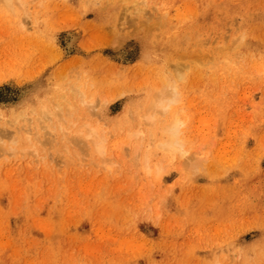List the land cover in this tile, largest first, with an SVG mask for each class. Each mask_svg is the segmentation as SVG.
<instances>
[{"label": "rangeland", "instance_id": "obj_1", "mask_svg": "<svg viewBox=\"0 0 264 264\" xmlns=\"http://www.w3.org/2000/svg\"><path fill=\"white\" fill-rule=\"evenodd\" d=\"M0 264H264V0H0Z\"/></svg>", "mask_w": 264, "mask_h": 264}, {"label": "bare ground", "instance_id": "obj_2", "mask_svg": "<svg viewBox=\"0 0 264 264\" xmlns=\"http://www.w3.org/2000/svg\"><path fill=\"white\" fill-rule=\"evenodd\" d=\"M7 3L10 4L11 0H7ZM72 42H73V37L71 34H68L66 44H65L66 45V51L70 50ZM67 48L69 50H67ZM161 85L162 86L158 89V95L155 98L153 107L155 108V113L159 112L162 115L170 114L172 118H170L171 120L169 122L167 121L168 122L167 125L162 126V128L160 129L162 131V133L164 134V137H163V139H161L159 141L158 145L160 148L168 149V150L173 151L174 153L177 152L181 156H185L186 154H188V149L185 148V142L181 139V134L183 133V129L181 132V126L184 124L181 121V119L177 116V113L175 111L173 112V109H174L173 107L178 102V94L175 92L173 85L170 84L168 81H163ZM167 88H170V91L168 93L166 92ZM74 91L81 97L80 102L82 104H84V102H85V100L83 99L85 97L84 92L77 89V88H75ZM75 95L76 94H74V96ZM69 106H71V105H69ZM61 107L63 108L64 106L62 105ZM170 115H168V116H170ZM143 117L147 118V119H154L155 115L149 114V115H144ZM147 119H146V122H147ZM166 120H168V117ZM76 134H77V132H76ZM133 134H136V135L140 134V131H135ZM34 135H36V133H34ZM78 137H79L80 141L85 144L84 147H86V145L88 147L91 144L94 145L95 152L97 153V155L100 158H102L105 155V153H106L105 152V146L103 144L105 138L103 135H101L99 133V131L97 129L91 128L88 125V127H86L84 130L79 132ZM102 161L104 162V160H102ZM145 166L148 169L150 167V165L148 164L147 156L145 159ZM155 180H157V181L160 180L159 172H158Z\"/></svg>", "mask_w": 264, "mask_h": 264}]
</instances>
